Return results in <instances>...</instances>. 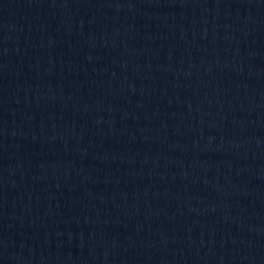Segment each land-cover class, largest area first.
Masks as SVG:
<instances>
[{
    "label": "water",
    "instance_id": "95a60500",
    "mask_svg": "<svg viewBox=\"0 0 264 264\" xmlns=\"http://www.w3.org/2000/svg\"><path fill=\"white\" fill-rule=\"evenodd\" d=\"M0 264H264V0H0Z\"/></svg>",
    "mask_w": 264,
    "mask_h": 264
}]
</instances>
